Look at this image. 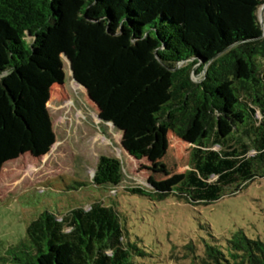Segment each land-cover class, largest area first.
<instances>
[{
    "label": "trees",
    "instance_id": "trees-1",
    "mask_svg": "<svg viewBox=\"0 0 264 264\" xmlns=\"http://www.w3.org/2000/svg\"><path fill=\"white\" fill-rule=\"evenodd\" d=\"M264 0H0V172L56 141L50 90L72 79L85 88L122 148L152 166L174 133L191 144L190 168L173 193L213 201L264 175ZM264 19V11H263ZM198 65V66H197ZM203 72L194 83L190 72ZM205 70V73H204ZM252 152V153H251ZM150 170H154L149 168ZM119 159L100 156L92 183L120 185ZM151 200L172 192L130 188ZM115 205L93 200L59 217L44 210L0 264H144L126 241ZM187 264H264V240L243 231L221 242L189 238Z\"/></svg>",
    "mask_w": 264,
    "mask_h": 264
},
{
    "label": "rangeland",
    "instance_id": "rangeland-1",
    "mask_svg": "<svg viewBox=\"0 0 264 264\" xmlns=\"http://www.w3.org/2000/svg\"><path fill=\"white\" fill-rule=\"evenodd\" d=\"M63 60L64 81L51 87L47 103L55 143L42 157L24 153L1 168L0 251L17 243L42 211L61 217L75 206L89 208L96 199L120 211L126 241L144 252L138 257L144 264H187L178 262L176 255L189 238L212 242L214 236L223 242L241 230L264 240V175L229 187L213 201L186 202L173 188L190 168L191 144L169 132L165 155L154 166L134 159L122 148L120 133L99 119L97 106L72 79L69 63ZM197 66L190 72L196 84L204 79L203 72L196 73ZM102 155L122 164V181L114 190L92 183ZM134 187L172 193L151 200L128 191Z\"/></svg>",
    "mask_w": 264,
    "mask_h": 264
},
{
    "label": "water",
    "instance_id": "water-1",
    "mask_svg": "<svg viewBox=\"0 0 264 264\" xmlns=\"http://www.w3.org/2000/svg\"><path fill=\"white\" fill-rule=\"evenodd\" d=\"M263 11H264V5L261 7V10H259V13H258V18H259V21H260V23L262 24V26H263V28H264V19H263ZM63 56V58H66L65 57V55H62ZM68 61V60H67ZM68 63H69V61H68ZM69 69H70V74H71V76H72V70H71V68H70V65H69ZM204 73H205V70H204ZM81 86V85H80ZM84 88V87H83ZM85 89V88H84ZM86 91V90H85ZM87 94V93H86ZM88 96V95H87ZM88 98L90 99V97L88 96ZM90 101H92L91 99H90ZM93 102V101H92ZM94 103V102H93ZM95 104V103H94ZM109 124H111L112 126H113V124L112 123H109Z\"/></svg>",
    "mask_w": 264,
    "mask_h": 264
},
{
    "label": "bare ground",
    "instance_id": "bare-ground-1",
    "mask_svg": "<svg viewBox=\"0 0 264 264\" xmlns=\"http://www.w3.org/2000/svg\"><path fill=\"white\" fill-rule=\"evenodd\" d=\"M260 10H261V8H260Z\"/></svg>",
    "mask_w": 264,
    "mask_h": 264
}]
</instances>
